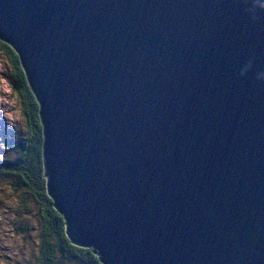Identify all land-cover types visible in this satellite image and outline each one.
Here are the masks:
<instances>
[{
  "label": "water",
  "instance_id": "obj_1",
  "mask_svg": "<svg viewBox=\"0 0 264 264\" xmlns=\"http://www.w3.org/2000/svg\"><path fill=\"white\" fill-rule=\"evenodd\" d=\"M70 241L103 264H264V0H0Z\"/></svg>",
  "mask_w": 264,
  "mask_h": 264
},
{
  "label": "trees",
  "instance_id": "obj_2",
  "mask_svg": "<svg viewBox=\"0 0 264 264\" xmlns=\"http://www.w3.org/2000/svg\"><path fill=\"white\" fill-rule=\"evenodd\" d=\"M0 50L9 65L12 88L21 100L28 122L23 137L9 152L2 150L0 159V189H9L26 210L20 213L23 227L18 231L30 235L36 230L37 244L28 264H103L92 248L74 245L67 235L65 218L56 210L48 190L39 103L15 49L0 40ZM24 220L32 221L34 228L32 224L30 229L26 224L30 222Z\"/></svg>",
  "mask_w": 264,
  "mask_h": 264
},
{
  "label": "rangeland",
  "instance_id": "obj_3",
  "mask_svg": "<svg viewBox=\"0 0 264 264\" xmlns=\"http://www.w3.org/2000/svg\"><path fill=\"white\" fill-rule=\"evenodd\" d=\"M23 110L21 100L12 88L9 65L0 50V159L3 158V151L9 152L10 148L15 147L26 131L28 122ZM2 146L5 148L2 149ZM21 211L26 213L18 198L9 189L1 188L0 264H28L33 257L37 244L36 230L30 235L18 231L23 227ZM33 219L36 222L35 217ZM26 224L32 228V221Z\"/></svg>",
  "mask_w": 264,
  "mask_h": 264
}]
</instances>
